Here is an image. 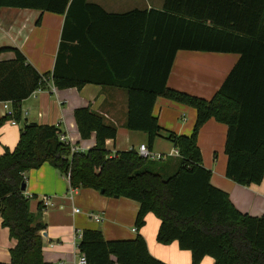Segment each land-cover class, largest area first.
I'll return each mask as SVG.
<instances>
[{
    "label": "trees",
    "instance_id": "16d2710c",
    "mask_svg": "<svg viewBox=\"0 0 264 264\" xmlns=\"http://www.w3.org/2000/svg\"><path fill=\"white\" fill-rule=\"evenodd\" d=\"M0 6L42 9L66 14L54 70L40 73L16 47H0V101L9 102L6 121L22 119L21 102L52 77L59 89L83 87L95 82L121 87L128 93L126 127L148 135L147 146L164 137L178 150L179 164L168 172L165 163L141 157L135 148L112 155L106 146L115 140L116 125L89 106L75 109L80 135L95 132L96 145L72 152L59 138L54 125L26 122L14 149L0 156V216L16 241L10 263L50 264L42 254L41 205L30 211L32 197L22 184L26 173L52 164L70 174L74 187L94 188L107 196L126 197L140 205L136 227L146 225L153 213L160 220L157 241H177L189 250L192 264L205 256L214 264H264V214L253 216L236 208L229 194L211 183V171L203 165L198 134L215 119L227 125L226 175L242 185L264 178V0H165L163 9L107 13L86 0H0ZM97 30L104 32L97 37ZM85 39L105 55L107 69L82 77L73 70L75 41ZM179 50L239 53L241 57L222 86L210 98L168 86ZM188 104L197 117L191 134L164 128L153 110L157 98ZM86 264H168L151 254L146 239L108 240L101 230L86 229L79 242Z\"/></svg>",
    "mask_w": 264,
    "mask_h": 264
},
{
    "label": "crops",
    "instance_id": "0c3cea01",
    "mask_svg": "<svg viewBox=\"0 0 264 264\" xmlns=\"http://www.w3.org/2000/svg\"><path fill=\"white\" fill-rule=\"evenodd\" d=\"M86 2L96 4L111 14H122L136 9H163L165 4V0H86ZM65 19L66 14L42 9L0 6V47L19 48L27 61L40 73H52ZM99 31L97 30L94 35L101 36ZM100 33L104 35V32ZM79 35L83 39L81 42L78 40L74 42L73 70L82 77L97 76L96 74H100L99 69L101 71L107 69L105 55L93 45H88L86 33L82 32ZM240 57L239 53L179 50L168 78V86L210 99L222 86ZM11 58H14L12 52L0 55V60ZM127 103L128 93L121 87L89 82L81 88L59 89L50 77L45 88L36 90L21 102L22 119L6 121L0 127V156L6 148L16 147L26 122L58 127L61 133L67 136L68 142L82 152L94 147L97 142L95 132L90 137L83 138L78 129L74 112L76 108L82 106H89L103 116L105 122L117 126L116 139L106 141L112 155L117 151L132 148L137 150L141 144L148 143V135L126 127ZM153 113L164 128L177 134H191L197 117L194 107L163 96L157 98ZM7 114L3 101H0V118ZM227 130L226 124L215 119H209L202 126L198 134V145L204 155L203 165L212 173L211 183L226 191L237 209L253 216H261L264 214V178L258 184L242 185L226 175ZM222 146L224 151L220 153L217 150ZM152 151L167 155L160 161L165 163L168 172L177 169L179 159L174 144L168 153L155 151V146ZM212 152L214 156L211 159ZM70 184L68 176L48 162L26 173L25 194L34 200L30 201V211L38 214L40 205L43 210L41 218L46 228L41 232L42 254L46 262L78 264L82 253L79 250L80 240L77 234H82L86 229H97L101 230L108 240L134 239L138 234H142L151 254L158 259L168 264H192L191 252L181 249L177 241L170 244H161L157 241L160 220L153 213L147 214L144 227L141 229L136 227L140 207L137 201L126 197L107 196L94 188L74 187L72 184L75 191L71 195ZM43 196H49L54 205L45 208L42 203ZM74 207L80 208V212L75 213ZM96 217H101L102 220L97 221ZM15 245L16 241L10 237L9 229L3 225V218L0 216L1 263H10V250ZM113 259L114 264H120L115 257ZM214 261L213 257L205 256L201 264H214Z\"/></svg>",
    "mask_w": 264,
    "mask_h": 264
},
{
    "label": "built area",
    "instance_id": "2783aa9c",
    "mask_svg": "<svg viewBox=\"0 0 264 264\" xmlns=\"http://www.w3.org/2000/svg\"><path fill=\"white\" fill-rule=\"evenodd\" d=\"M3 103H4V107L8 111V114L11 115L12 114V109H11L10 103L9 102H3ZM59 138H60V140L62 142L70 145L72 152L80 151L77 147L73 146L72 144H70V142H68V138H67V136L65 134L60 133L59 134ZM137 152H138V154L141 157L149 158V159H152V160H162V159H165L167 157L166 154H157V153H154L151 149L148 148L147 144H141L138 147ZM176 154L179 155L178 150L176 151ZM67 176H68V179H69V182H70V174H67ZM69 189H70L69 190L70 191V194L72 195V192L75 191V188L70 184ZM42 203H43V206L45 208H48V207H51V206L54 205L53 200L49 196H43ZM73 211L75 213H79L80 212V208L74 207L73 208ZM96 219H97V221H101L102 220L101 217H96ZM136 229L137 228H135V230ZM77 236H78V240H80L81 237H82V234L79 233V234H77ZM78 264H86V257L83 254L80 257Z\"/></svg>",
    "mask_w": 264,
    "mask_h": 264
},
{
    "label": "rangeland",
    "instance_id": "374dc122",
    "mask_svg": "<svg viewBox=\"0 0 264 264\" xmlns=\"http://www.w3.org/2000/svg\"><path fill=\"white\" fill-rule=\"evenodd\" d=\"M190 118V116H188ZM188 118V119H189ZM180 120V119H179ZM21 125H23V121L21 123ZM155 151L157 152H162V151H166L167 153L173 148V144L171 143L170 140L164 138V137H158L156 140H155ZM218 152L220 153H223L224 151V147L222 146V148L220 150H217ZM213 152L210 154V158L212 159L213 158ZM204 157V155H203ZM207 157V154H205V158ZM163 163V162H162ZM179 164V163H178ZM177 164V166H178ZM29 176V175H28ZM33 198H31V202H33Z\"/></svg>",
    "mask_w": 264,
    "mask_h": 264
},
{
    "label": "water",
    "instance_id": "95a60500",
    "mask_svg": "<svg viewBox=\"0 0 264 264\" xmlns=\"http://www.w3.org/2000/svg\"><path fill=\"white\" fill-rule=\"evenodd\" d=\"M26 189V182H24L23 184H22V190H25ZM101 192H103L102 190H101Z\"/></svg>",
    "mask_w": 264,
    "mask_h": 264
}]
</instances>
